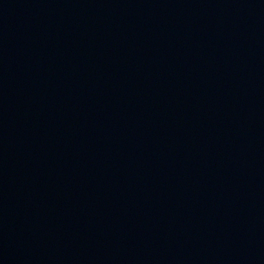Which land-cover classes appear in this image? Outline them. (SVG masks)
<instances>
[{
	"label": "water",
	"instance_id": "obj_1",
	"mask_svg": "<svg viewBox=\"0 0 264 264\" xmlns=\"http://www.w3.org/2000/svg\"><path fill=\"white\" fill-rule=\"evenodd\" d=\"M0 264H264V0H0Z\"/></svg>",
	"mask_w": 264,
	"mask_h": 264
}]
</instances>
